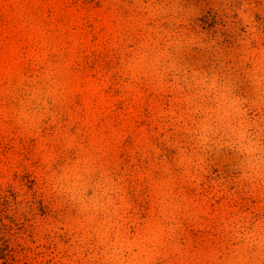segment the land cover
I'll use <instances>...</instances> for the list:
<instances>
[{
	"label": "rangeland",
	"instance_id": "1",
	"mask_svg": "<svg viewBox=\"0 0 264 264\" xmlns=\"http://www.w3.org/2000/svg\"><path fill=\"white\" fill-rule=\"evenodd\" d=\"M0 233V264H264V0H0Z\"/></svg>",
	"mask_w": 264,
	"mask_h": 264
},
{
	"label": "trees",
	"instance_id": "2",
	"mask_svg": "<svg viewBox=\"0 0 264 264\" xmlns=\"http://www.w3.org/2000/svg\"><path fill=\"white\" fill-rule=\"evenodd\" d=\"M0 234H1V233H0ZM0 237H1V235H0ZM8 255H9L10 258H12V255H10V254H8ZM9 257H8V258H9ZM9 260H10V259H7V261H9ZM10 262H12V261L10 260Z\"/></svg>",
	"mask_w": 264,
	"mask_h": 264
}]
</instances>
